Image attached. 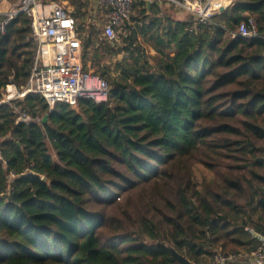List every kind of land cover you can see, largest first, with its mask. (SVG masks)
Listing matches in <instances>:
<instances>
[{"label":"trees","instance_id":"1","mask_svg":"<svg viewBox=\"0 0 264 264\" xmlns=\"http://www.w3.org/2000/svg\"><path fill=\"white\" fill-rule=\"evenodd\" d=\"M137 1L116 44L81 0H61L106 100L0 105V264H177L170 248L194 264L245 261L264 236V0L204 23L162 19L156 4L149 19ZM248 17L257 37L226 36ZM36 48L26 16L8 23L0 98L10 78L27 83ZM21 111L32 122L16 123Z\"/></svg>","mask_w":264,"mask_h":264},{"label":"built area","instance_id":"2","mask_svg":"<svg viewBox=\"0 0 264 264\" xmlns=\"http://www.w3.org/2000/svg\"><path fill=\"white\" fill-rule=\"evenodd\" d=\"M146 1V0H145ZM151 4L161 7L171 3L182 13L196 16L199 22H207L221 14L222 8H229L236 0H149ZM104 10L100 21L102 35L109 42L119 43L125 37L122 27L129 23L133 14L135 0H96ZM24 15L30 20V30L37 43L36 53L30 69V75L24 86L13 83L2 89L0 105L21 100L24 97H42L52 109L56 104H68L75 108L80 98H91L96 102L106 100L107 81L96 77L93 79L83 73L81 51L76 39V20L61 3V0H17L13 8L0 11V35H4L9 22ZM255 20L248 17L235 32L227 33L229 38L243 39L257 37ZM122 56V55H121ZM96 81L94 85L93 82ZM39 121V120H38ZM32 119L23 111L18 112L16 123H30ZM0 143V163L5 166ZM15 175L9 173L8 179ZM258 247L239 261L234 256L216 254L210 264H264V236L260 237Z\"/></svg>","mask_w":264,"mask_h":264},{"label":"rangeland","instance_id":"3","mask_svg":"<svg viewBox=\"0 0 264 264\" xmlns=\"http://www.w3.org/2000/svg\"><path fill=\"white\" fill-rule=\"evenodd\" d=\"M16 3H17V0H1V1H0V11H4V10H7V9H11V8H13L14 4H16ZM134 5H139L137 0H135ZM152 5H153V4H152ZM85 10H86V8L84 7V8H82L81 11H85ZM140 11H141V7H140V6H138V7H137V6H136V7H133V14H132V16H131V19H130V21H129V24L134 23V21L132 20L133 17H134V18L140 17V16H139V15H140ZM160 11H161V12L158 13V14H159V17L162 18V19H166L167 16L172 17V18H179L181 15H185V14H183L180 10L174 8L173 5H172L171 3H166V2H165L164 4L161 5V10H160ZM99 14H100V16L102 17L103 14H104V10L98 8V15H99ZM149 15H150V14L148 13V14H147V17H149V19H150V18H153V16H149ZM147 22H148V20H147ZM142 23H143V22H142ZM143 47H144V52H146V54H147V52H148L150 49H149L146 45H143ZM148 53H149V52H148ZM88 63H89V62H88ZM105 63H107V62H105ZM88 66H90V63L88 64ZM99 68H100V67H99ZM92 70H95V71H96V70H98V67L95 66V67H93ZM92 73H93L92 71L89 72V75H90V76L92 75L91 77H93V79H95L96 77L102 78L100 72L96 73L94 76H93ZM93 84L95 85V84H96V81H94ZM40 121H41V120H39L38 122H40Z\"/></svg>","mask_w":264,"mask_h":264},{"label":"crops","instance_id":"4","mask_svg":"<svg viewBox=\"0 0 264 264\" xmlns=\"http://www.w3.org/2000/svg\"><path fill=\"white\" fill-rule=\"evenodd\" d=\"M62 3V2H61ZM81 3H82V5H83V7H85L86 8V13H87V19L85 20V23L87 24V25H90V24H94V21H95V17H101L100 16V14L98 15V5H97V2H96V0H81ZM62 5L64 6V8H65V10L70 14V15H72L73 16V14H72V9L71 8H69V7H67V5L65 6V4H63L62 3ZM74 18H75V20L77 21V17L76 16H73ZM103 17V16H102ZM135 23H132V25H134ZM117 44V43H116ZM78 45H79V48H80V51H81V45H80V43H78ZM149 48V47H148ZM150 49V48H149ZM149 52V53H148ZM147 52V55H149V56H153L154 54H155V52L152 50V49H150L149 51ZM123 57L122 56H118V59L120 60V59H122ZM90 63V66H88V64ZM86 64H87V67H88V70L87 71H83V73H85V74H88L89 75V72H93L92 74H93V76L95 75V70H92L93 69V67H95L96 65L94 64V63H91L90 61H88ZM112 62V64L114 63V62H116L115 61V58H113V60L111 61ZM92 76V75H91Z\"/></svg>","mask_w":264,"mask_h":264},{"label":"water","instance_id":"5","mask_svg":"<svg viewBox=\"0 0 264 264\" xmlns=\"http://www.w3.org/2000/svg\"><path fill=\"white\" fill-rule=\"evenodd\" d=\"M145 3H146V8H147V14H148L151 3H150L149 0H146ZM224 11H226V9L222 8L220 10V13H223ZM10 83H13V79L12 78H10ZM47 120H48V115H44L42 117L40 123L42 125H44L47 122ZM170 251H171L174 259L176 260L177 264H194V263L190 262L189 260H187L185 257H183V256L179 255L178 253H176L173 249L170 248Z\"/></svg>","mask_w":264,"mask_h":264}]
</instances>
